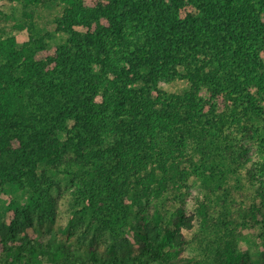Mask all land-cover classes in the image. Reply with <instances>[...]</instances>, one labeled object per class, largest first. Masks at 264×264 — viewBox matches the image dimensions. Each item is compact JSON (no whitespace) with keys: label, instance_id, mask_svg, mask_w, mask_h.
<instances>
[{"label":"trees","instance_id":"obj_1","mask_svg":"<svg viewBox=\"0 0 264 264\" xmlns=\"http://www.w3.org/2000/svg\"><path fill=\"white\" fill-rule=\"evenodd\" d=\"M25 1L55 2L58 30L69 36L48 45L30 35L18 44L0 26V183L43 193L41 164L74 168L72 193L88 200L95 230L111 232L109 224L133 215L138 263L173 264L193 216L177 206L172 227L157 199L178 164L206 145L222 169L243 172L251 201L241 222L264 232V157L254 145L264 148V0ZM177 77L189 88L160 87ZM198 213L206 227L217 223L210 203L200 202ZM19 217L0 232L13 233ZM117 237L103 240L102 256L113 262L128 245ZM216 253V264H254L233 237ZM51 256L66 264L63 249ZM31 257L28 264H42L34 249Z\"/></svg>","mask_w":264,"mask_h":264},{"label":"rangeland","instance_id":"obj_2","mask_svg":"<svg viewBox=\"0 0 264 264\" xmlns=\"http://www.w3.org/2000/svg\"><path fill=\"white\" fill-rule=\"evenodd\" d=\"M0 13L6 16L0 21L5 36H14L18 44L28 40L30 35L42 36L48 45L63 43L69 36L67 32L58 30L61 8L55 2L42 6L26 4L25 0H0ZM75 29L84 31V27L80 26ZM160 87L167 92H177L188 89L189 82L177 77L160 83ZM258 102L264 107V100L258 99ZM205 129L211 131L209 126ZM211 133L217 134L213 130ZM257 143L256 140V157L263 158L264 148ZM207 149L210 148L202 145L193 154L192 161H181L175 168L174 179L168 182L164 194L157 199L163 218L172 227L171 218L177 206L184 208L186 216H193L191 229L182 227L188 244L173 264H191L194 260L202 264H216L217 246L232 237L240 250L249 252L254 264H264V232L261 225L249 227L241 222L242 207L251 201L247 197L250 186L247 182L243 183L242 171L222 169L221 163L212 159V151L210 153ZM71 172L64 166L52 168L41 164L38 173L45 175L42 180L47 179V188L43 193H35L16 184L0 183V225L9 226L19 216H22L20 220H24L20 226H14L13 233L0 232V246L6 243L5 248L8 249L7 252L0 249V264H28L32 249L35 259L42 264H58L51 256L58 248L65 251L66 264H140L137 256L140 255L141 244L133 237L136 217L129 215L115 224H109L111 232L95 230L97 222L93 221L91 211L84 206L88 200L72 193ZM203 201L211 204L213 218L217 221L208 227L198 213V206ZM127 202L132 203L130 199ZM132 208L136 210V206L132 205ZM23 210L30 214L31 221L24 219ZM218 224L221 229H217ZM111 236L127 239L126 254L121 262L104 258L106 245L103 240L112 241ZM90 248L95 250L93 254ZM149 264L160 263L154 261Z\"/></svg>","mask_w":264,"mask_h":264}]
</instances>
